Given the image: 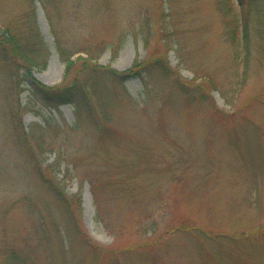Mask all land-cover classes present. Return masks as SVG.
Segmentation results:
<instances>
[{
	"label": "rangeland",
	"instance_id": "rangeland-1",
	"mask_svg": "<svg viewBox=\"0 0 264 264\" xmlns=\"http://www.w3.org/2000/svg\"><path fill=\"white\" fill-rule=\"evenodd\" d=\"M247 2L236 48L238 0H0V34L41 43L32 76L102 104L44 103L0 48V264H264V0ZM86 51L148 63L120 82Z\"/></svg>",
	"mask_w": 264,
	"mask_h": 264
},
{
	"label": "trees",
	"instance_id": "trees-1",
	"mask_svg": "<svg viewBox=\"0 0 264 264\" xmlns=\"http://www.w3.org/2000/svg\"><path fill=\"white\" fill-rule=\"evenodd\" d=\"M238 6H239V15L238 18H234V22H236V25L232 27L229 30L230 33V40L234 43V46L238 48V43L241 41L242 44L247 43V24L250 19V7L247 0H238ZM229 11V10H228ZM240 28V36L238 38L237 35V28ZM27 34V33H26ZM35 34V33H34ZM25 34H18L15 30L13 31L10 28H6L4 30V33L0 34V48L5 50L6 56L8 59H10V62L12 63V66L14 67L13 73H15V76L19 74L21 70L24 69V71L27 72V79L28 82H30L33 90V95L36 97H39L44 103L48 105L52 104H58V103H67L72 104L77 110L84 111L86 113H91L93 111V108L95 107H102L100 100V92L98 87H96L93 84H90V82H82L80 85H75L74 83H69L62 87H48L41 83H39L31 74V67L34 65H37L39 60L43 61V67L45 66L46 60L45 56L43 57V54L41 55V46L40 42L37 40V37H35L33 34H29L28 36H24ZM24 36V37H23ZM36 36H38V33H36ZM86 56L81 60V65H86L88 68H91L92 71H99V70H106L107 74L111 78H113L115 81L123 82L127 80L128 78L132 76H137L144 67L146 68V64L148 63V60H139L133 63L128 69L124 71H117L113 68L107 69L105 66L99 65L98 61L100 56L93 54L91 51L85 52ZM61 59L66 63V69L69 70L70 67L75 65L74 59H72L71 55L63 56L60 53ZM165 67V66H164ZM162 66L160 68L162 70V73L165 75H168V71H165ZM168 70V68L166 69ZM11 72V73H12ZM25 136V135H24ZM38 171V174L41 178L46 180V177H44L42 169L39 166L35 167ZM126 181V177L120 176L119 178L113 177V176H106L104 175L102 179H100V183L105 185H110L112 187H116L119 185V181ZM91 186L93 187V183L90 182ZM120 190V189H119ZM188 229V228H186ZM86 243L90 246H93V243L90 241V239L84 234ZM213 239L218 240V235L215 234L211 236ZM97 248L95 245L93 247ZM108 251V250H107ZM110 253L107 254L110 256L108 264H124L122 261V258L118 257V254L113 252V250L108 251ZM114 254V257L113 255ZM10 259L12 260L13 264H35L33 262H30L28 257L26 255H17L13 254L10 255ZM213 260V259H211ZM207 264H211L208 262Z\"/></svg>",
	"mask_w": 264,
	"mask_h": 264
},
{
	"label": "bare ground",
	"instance_id": "bare-ground-1",
	"mask_svg": "<svg viewBox=\"0 0 264 264\" xmlns=\"http://www.w3.org/2000/svg\"><path fill=\"white\" fill-rule=\"evenodd\" d=\"M41 80H43L42 78H40ZM44 81V80H43Z\"/></svg>",
	"mask_w": 264,
	"mask_h": 264
}]
</instances>
